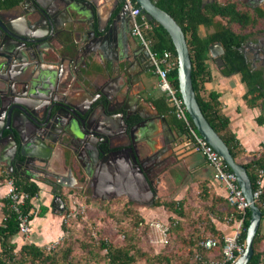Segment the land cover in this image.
I'll return each mask as SVG.
<instances>
[{
	"label": "water",
	"instance_id": "95a60500",
	"mask_svg": "<svg viewBox=\"0 0 264 264\" xmlns=\"http://www.w3.org/2000/svg\"><path fill=\"white\" fill-rule=\"evenodd\" d=\"M135 1L147 21H156L168 33L176 51L178 90L186 112L197 133L214 148L234 173L248 203L250 218L246 228L244 249L241 255L230 263L246 264L253 253L252 240L261 219L260 210L252 196L248 175L245 168L233 160L227 146L199 109L191 82L189 53L181 28L168 13L156 6L157 0ZM122 2L123 0H21L17 5V8L21 9L17 19L24 18L26 23L24 28L18 27L14 19L0 16V159L5 161L11 172L15 168L19 176L37 181L36 184L49 186L50 207L54 212L56 208L59 209V213L64 211L61 191L66 185L61 182L63 174L59 166L52 168L48 165L47 149H51L52 152L54 146L58 145L61 150L62 148L63 151L66 150L65 155H68L66 159L73 156L77 160L81 154L87 161L94 163L95 170L98 169L100 173L113 163L119 167L120 176L126 171L122 168L125 166L128 173L135 174L133 181H138L139 178L144 188L151 193L149 174L152 168H147L146 162L155 164L158 157L149 155L142 157L144 149L141 143L147 144V135L156 129L157 121L162 123L166 145H171L174 141L168 140L169 136L174 138L165 118L159 112L144 115L136 109L137 100L129 104L132 84L127 79L132 63L129 57L122 55L125 57L124 67L119 65L118 59H123L118 55L120 51L118 44H115L119 40L115 36V29L107 24L109 20L107 15L112 9L104 4L109 8L105 15H102L100 9L103 3ZM124 6L123 3L122 7ZM84 9L85 18L80 21L83 28L78 31L79 38L84 41L74 42V58L82 54L89 63L93 59L101 60V57L114 54L116 57L112 70L118 74V78L126 77L127 87L122 90L123 87L120 85L114 89L115 92L110 88V92L104 95L105 100L102 103L92 106L96 98L89 102L86 108L78 109L69 103V96L65 90L59 89V83L54 88L56 93L47 92L40 96L42 87L35 86L38 80L35 74L41 73L42 65L47 63L45 51L54 55L56 60L52 62L54 65L60 67L63 65L64 59L60 56V50L52 42L63 32L65 24L61 18L67 15L71 23H76L78 16L84 15ZM103 17L106 19L105 22ZM93 19L96 20L95 30ZM128 20L131 19L128 17ZM111 22L114 26L115 20ZM57 23L59 26L61 24L59 28ZM139 51L144 52L143 59L137 57V51H134L133 60L144 71L150 70L152 64L144 67L145 60L149 59L148 55L143 47ZM222 52L220 43L209 46V56L214 59L217 68L222 65L220 58ZM30 67L34 69L30 70ZM19 70L18 74L16 71ZM22 71L29 73L23 77ZM45 90L47 89L43 88L42 92ZM101 122L105 123L109 132L99 129L103 126ZM140 130L142 132L139 137L137 133ZM53 136L56 139H53Z\"/></svg>",
	"mask_w": 264,
	"mask_h": 264
},
{
	"label": "crops",
	"instance_id": "0c3cea01",
	"mask_svg": "<svg viewBox=\"0 0 264 264\" xmlns=\"http://www.w3.org/2000/svg\"><path fill=\"white\" fill-rule=\"evenodd\" d=\"M122 3H103L100 6L102 15H105L104 13H107L109 10L104 4L109 5L110 10L112 9V13L109 11L107 15V18L109 16L107 24L115 29V36L119 40L115 44H118V48L121 49L118 53L119 56H122L123 52L124 55L125 53H128L127 50L133 53L134 51L141 50L143 47L138 38L131 35L132 23L130 27L128 17L124 18V15L121 13ZM18 4L15 6H9L5 4L4 0H0V16L14 19V22L18 27L24 28L26 27L24 18L17 19V16L21 12V9L19 7L17 8ZM131 4L139 7L136 1ZM85 13L86 10L84 9V15L78 16V21L76 23H71V19L67 15L61 18L62 23L65 24L62 30L63 32L56 36L52 43L60 50V56L64 59L63 65L61 67L59 65H54L52 63L53 61H56L54 55L49 51H45L44 56L47 63L42 65L44 68L42 67L41 73L35 74L38 78L35 86L39 85L42 87L40 90L41 96L47 92H54L55 86L59 83V89L61 88L62 91L65 90L67 95H69V100L71 102L80 103L81 106L86 108L89 105V102L96 99V92L99 90L97 89L98 87H103L106 93H108L110 92V88L114 91L118 84L122 85V90H124L127 87V81L124 79L118 80V82L113 80V78L118 75L112 70L113 63L115 62L114 57H116L114 54L109 57H101V60L93 59L89 63L86 62L87 59L85 60V56L82 54L74 58V42L84 41L79 38L80 34H78V31H81L83 28V24L80 21L85 18ZM141 15L144 16V14L141 13L139 14V17H141ZM113 19L115 20L114 26L111 22ZM95 21L96 20L93 19L92 22L94 30ZM103 21H106L104 17ZM60 26L58 25L57 27L59 28ZM256 29H258L259 34L256 44L262 43L264 37L261 32L264 31V25L258 22ZM200 31L201 34H205L204 29L200 28ZM124 58L125 57H123V59H118L121 67H124ZM206 64L210 71V80L203 83L201 94H216L222 114L228 117V129L234 133L239 149L243 151L238 158L241 159L243 157L242 155L247 156L250 153L255 155L258 154V152L263 149L262 145H264V122L258 123L259 117L264 120V113L262 111L264 108V100L258 105H250L245 99L247 91L246 85L241 81L239 74H232L229 76L222 75L219 68L216 67L213 58L210 56ZM259 67H261V63L257 60L256 69ZM33 69L34 67H30V70ZM16 72L18 73L20 70ZM26 73L29 72H21L23 77H25ZM128 81L132 84L129 104L131 105L137 100L138 103L136 109L140 110L144 115L158 112L151 102L152 96L156 97L161 93L157 88L158 77L155 74L152 65L150 70L144 71L143 68L136 63L132 73L128 75ZM68 84L70 85L66 86ZM43 88L47 90L42 92ZM99 99L103 100L104 98L101 96ZM43 100H41V102H43ZM100 100L97 99L92 106L100 104ZM80 109L83 108L80 107ZM163 117L165 118L174 138L172 139L171 136H169L168 140H174L173 143H171V145H166L162 134L161 121H157L156 129L147 135L146 139L148 145L146 143H141V147L144 149L142 157L145 158L147 155L158 157V161L155 160V164H149L146 162V167L149 169L152 168V171H150L149 174L151 177L149 184L151 188V193L149 192L150 195L139 178L138 181H133L135 174L133 172L128 173L127 167H122L126 171H123V175L121 174L119 176V167L111 163L110 166L106 167L105 171H102V175H106L107 179L93 182L96 183L98 191V197H91L90 201L93 202V204H95L99 198L102 199L100 200L102 202H128L132 208L137 210L139 215L145 217V215L150 216V214L153 213L152 206H154L155 201H158L160 198L163 200L162 198L165 197L162 196L166 195L165 192H167L168 189V192L171 193L173 200L176 202H181V200L190 198L191 194L194 199L199 196L201 199H205L211 203L216 198L226 201L225 197L227 191L225 187L221 183L212 179L211 168L208 166L203 156L194 150L189 136L179 134L172 124L170 125L168 119L165 116ZM97 122H99V119ZM100 124L103 125L99 128L101 131L109 132L105 123L101 122ZM141 132L142 130H140L137 135L139 136ZM52 138L56 139L55 136ZM63 152L66 153V150L63 151V148L61 150L58 145L54 146L52 152L51 149H47L46 156L49 157L48 165L52 168H58L59 166L60 172L64 177V184L66 185V187L63 188L66 191L65 193L68 194L70 193L68 192L69 190H74L73 193L80 199L77 193L82 194L79 190L82 187L90 185L91 179L87 177L88 175L84 173L82 168H77V164H75L77 161L73 156L66 159L68 155H64ZM162 153H164L163 156H161ZM79 159L85 165L87 160L85 158L83 159L82 156ZM125 160L126 159L124 158V163H126ZM0 167L7 170V166L3 162H0ZM168 168H172L173 170L169 171ZM7 172L10 171L7 170ZM21 179L27 180L25 178ZM28 181L32 182L34 180ZM37 185L39 191L34 198L33 207H35V211L41 206L47 207L48 211L42 217H33L30 221V234L26 237V240L40 246L59 237L60 234L62 235V232L59 217L51 213L50 187L42 183ZM5 192V182L0 181V199L5 197ZM82 195L85 197L88 196L86 194ZM66 198H68V196H66ZM147 199H150V202H147ZM0 205L2 204L0 203ZM212 211L218 212L213 213ZM208 213L211 219V224L220 233L223 239L229 237L233 233V226L225 224L220 220L224 216L225 208H219L212 204L210 205V209H208ZM22 239L23 238L18 235L15 238V241L21 242Z\"/></svg>",
	"mask_w": 264,
	"mask_h": 264
},
{
	"label": "trees",
	"instance_id": "16d2710c",
	"mask_svg": "<svg viewBox=\"0 0 264 264\" xmlns=\"http://www.w3.org/2000/svg\"><path fill=\"white\" fill-rule=\"evenodd\" d=\"M4 2L9 6H15L20 0H4ZM132 2L135 3V0H132ZM156 6L168 13L181 28L189 53L191 82L199 109L209 125L223 140L233 160L245 168L250 180L251 189L255 191L257 189V185H255L256 171L258 169L264 171V145H262L263 149L258 154L250 153L247 156L242 155L243 157L241 159L238 158L243 151L239 149L234 133L228 129V117L222 114L216 94L208 93L207 95H202L201 91L203 83L210 80V71L206 64L209 59V46L220 43L223 50L220 55L223 63L219 67L220 73L224 76L232 74L240 75L241 81L247 88L245 99L250 105H258L264 100V71L262 68H252L247 54L242 50V46L249 36L242 34V28L249 25L254 26L255 22L257 25L259 21L256 19V15L240 9L235 3L203 4L202 0H157ZM257 15L261 16L258 13ZM148 23L150 27L142 30V32L144 37L150 42V50L155 53L156 57L162 56L165 52L170 53L171 57L176 61V51L166 30L154 20L148 21ZM200 28L205 30L204 35L201 34ZM175 64L176 66L168 72L167 78L176 90V96L181 98L178 90L177 62ZM151 102L159 114L165 116L170 125L172 124L179 134L188 135L189 131L187 126L182 120L175 117L174 109L163 93H160L156 97L152 96ZM262 111L264 113V108ZM186 116L189 124L193 126L187 113ZM261 122H264V120L259 117L258 123ZM8 177L12 178L15 186L26 193L28 197L35 198L37 196L39 187L35 182L22 180V177H19L15 170L13 172H7L6 169L0 167V181L5 182ZM260 190L261 193L255 199V205L260 210L261 219L252 240L253 253L246 264L263 263L264 251H259L258 245L264 241V232L261 231L264 220V183ZM84 198V202L88 203L87 198L85 196ZM62 200L66 208L63 197ZM33 201L26 200L21 207V212L27 214L29 222L34 216L42 217L48 211V208L43 206L35 211ZM0 203L2 204L0 207L2 212L0 221V264H69L71 261L70 255L73 250L70 240L65 241L63 239L55 249L49 251L44 247L47 243L40 246L33 242L23 243L22 240L18 243V241H15V238L19 235L17 214L10 210L8 206L9 200L6 196L0 199ZM103 203L110 202H100V206ZM176 204L178 208H174L175 203L171 201L166 203L156 201L154 203L155 206H164L166 209L173 210L179 214L181 202H177ZM211 204L219 208L229 209L235 213L237 219H241L237 243L238 245H242L245 240L250 210L246 208L243 213L236 214L237 210L233 206L229 205L227 201L218 198L213 200ZM122 209L124 215H130L129 213L132 211L130 203L128 202L122 203ZM212 212L217 213L218 211ZM135 215L137 222L138 220H144L143 217L137 214ZM231 222H234L233 218ZM178 223V221L168 223L169 235L174 228L178 227ZM60 226L61 232L64 235L66 229L62 225L61 219ZM208 231L211 235L218 237L216 245L209 250L200 245V241H203L205 237L195 243H193V240H189L188 247H190L189 251L191 256L195 257V264H208L210 257L206 253L215 251L216 249L220 251L224 244L223 237L211 223L209 224ZM59 237L62 238L63 236L60 234ZM127 239L129 240V238ZM97 248L99 250H105V264H135L138 259H143L146 264H171L170 258L166 255H149L147 252L140 251L133 243L127 242L122 246H112L106 241L100 240L98 241ZM234 255H237V251H234ZM221 256L223 258L222 252H220V258L218 260H221ZM230 263L231 260L223 262V264Z\"/></svg>",
	"mask_w": 264,
	"mask_h": 264
},
{
	"label": "rangeland",
	"instance_id": "374dc122",
	"mask_svg": "<svg viewBox=\"0 0 264 264\" xmlns=\"http://www.w3.org/2000/svg\"><path fill=\"white\" fill-rule=\"evenodd\" d=\"M168 170L170 171L173 169L168 168ZM168 191L165 192V196H162L165 198H162L163 200L160 198L157 202L162 201V203H166L171 201L175 203L174 208H178L177 202L173 200L171 193ZM77 194L80 197L79 200L83 203L85 201L84 196L79 193ZM190 196L191 197L188 199L181 200L179 214L173 210L166 209L164 206L154 205L152 206L153 213L150 214V216L145 215V217L139 215L137 210L132 208V206H130L132 208V211L129 213L130 215H124L122 211V203L124 202L112 201L110 203H103L99 206L102 201L97 200L96 203L93 204V202L90 201L91 198L87 196L88 203H83L84 211L75 219H71L67 225H64L66 230L63 237L59 239V244L63 239H65V241H71L73 250L70 255L71 261L69 264H105V250H99L97 248L98 241L100 240H104L112 246H122L127 242L133 243L140 251L147 252L149 255H166L170 258L171 264H195V257H192L189 251V240H193V243H195L204 237H213L215 240H218V237L211 235L208 231L209 224L211 223L208 209H210V205H212L211 202L201 199L199 196L195 197V199L192 197V194ZM66 204L68 206L67 200ZM59 212L58 208L55 209V212L51 210V213L59 217L60 221L63 211L62 213ZM238 213L239 211H236V214ZM135 214L143 217L144 220H159L165 223L167 222V224L178 221V227L170 232L169 243L164 247H160L152 242L154 236L151 233L146 229L138 228V223L141 220L137 222ZM1 217L2 212L0 208V219ZM232 218L234 222H231ZM135 222L136 224H134ZM221 222L232 225L233 230H235L238 219L235 217V213L229 209H225ZM261 231L264 232V220ZM22 238L23 243L28 242L26 238ZM127 238H129V240ZM17 246L19 245L17 244ZM258 250L264 251V241L258 245ZM220 252L221 250L219 251L216 249L215 251L206 253V255L210 257L208 264H223L224 258H222V256L221 260H218L220 258ZM242 252L243 251L239 250V253ZM135 264L146 263L143 259H138ZM262 264H264V256Z\"/></svg>",
	"mask_w": 264,
	"mask_h": 264
},
{
	"label": "built area",
	"instance_id": "2783aa9c",
	"mask_svg": "<svg viewBox=\"0 0 264 264\" xmlns=\"http://www.w3.org/2000/svg\"><path fill=\"white\" fill-rule=\"evenodd\" d=\"M132 0H123V3L128 7V14L131 19V35L137 37L140 44L143 46L144 50L147 52L149 59L151 60L152 68L158 77L157 88L161 93H163L171 106L174 109V115L177 119L182 120L188 128V135L194 150L201 154L208 166L212 170V179L221 183L226 189V201L229 205L233 206L239 213H243L246 208H248V203L243 195L234 173L229 169L228 165L222 159V157L214 150V148L203 139L188 122L186 116V109L181 98L176 96V90L172 87L169 82L167 75L170 69L176 66V61L171 57L170 53H163L162 56L156 57L155 53L150 50V42L143 35L142 30H146L150 27L149 23L146 21L145 17L141 14L139 7L133 6ZM264 183V171L258 169L256 171L255 185L257 189L252 191L253 199L255 200L261 193L260 188ZM6 192L5 196L9 200V208L18 218V233L20 236L26 238L30 233V222L27 219V214L21 212V207L26 200L30 202L34 198L28 197V195L15 186L12 178L8 177L5 181ZM68 206L64 207L63 214L61 215L62 225H67L71 219H75L80 213L84 211V205L79 200V198L73 194L67 195ZM66 203V201H65ZM34 204V201H33ZM241 227V219H238L236 229L229 237L224 238V244L222 246L221 252L223 254L224 261L231 262L243 251L244 243L238 245L237 237L239 234V229ZM138 228L146 229L149 233L154 236L152 241L154 244L164 247L169 243V231L168 224L159 220H143L138 223ZM63 236V234L61 235ZM59 239L57 237L52 242L46 244L44 247L47 251L53 250L59 244ZM200 245L205 249L209 250L216 245V240L213 237H208L200 242ZM234 251H237V255H234Z\"/></svg>",
	"mask_w": 264,
	"mask_h": 264
},
{
	"label": "flooded vegetation",
	"instance_id": "af4514ba",
	"mask_svg": "<svg viewBox=\"0 0 264 264\" xmlns=\"http://www.w3.org/2000/svg\"><path fill=\"white\" fill-rule=\"evenodd\" d=\"M202 3L203 4H210V3H219V4L235 3L240 9H242L244 11H247V12H249L251 14H255L256 15V19L259 21V23L264 25V0H202ZM121 13L124 15V18L125 17H129L128 7L126 5L124 7H121ZM257 13L260 14L261 16L257 15ZM128 21H129L128 23L130 24V27H131V20H128ZM242 30H243L242 34L249 35L247 41L242 46V50L248 55L249 61L251 63L252 68L256 69V61L259 60L260 63H261V67H259V68H262L263 71H264V38H263V42L262 43L256 44V40H258L257 38H259L258 37V35H259L258 34V29H256V22H255L254 26H250L249 25V26H247L245 28H242ZM261 33H262V35L264 37V31H262ZM127 52L128 53H125V56L129 57V59L131 60V63H132L131 68H129V70H128V75H129V74L132 73L134 65H136V61L133 60L134 55L131 52H129L128 50H127ZM146 54H147V52H146ZM123 55H124V52H123ZM136 55H137V57L143 59L144 52L142 53V51H137ZM148 58H149V56H148ZM145 61L146 62L144 63V66H148V64H151V60L150 59H148V61L147 60H145ZM213 61H214V59H213ZM222 65H223V63H222ZM121 79L126 80V77L125 76H121ZM121 79L118 78V75H117V77L113 78V80L114 81L117 80V82H118V80H121ZM118 86H120V85L117 84V87ZM97 89H99V90L96 92V98L98 100H100L99 98H101V96H103L104 99L100 100V102L102 103L105 100V96L104 95L106 94V91H105V89L103 87L102 88L98 87ZM53 93H56L55 89H54ZM68 100H69V98H68ZM69 103L72 104L74 107H76L78 109H80V107L83 108V106H81L80 103H73L71 101ZM78 154H79V152H78ZM61 155H62V153H61ZM64 155H65V152H64ZM81 156L82 155L79 154L78 159L76 160L77 163H75V164H77L76 165L77 168H82L84 173L90 177V179H91L90 183L91 184L86 186V187H82L79 191L82 192V194L88 195L90 198L91 197H94V198L98 197V195H97L98 194L97 185H96V183H93V182L94 181L98 182V180L107 179V177H106V175H102L101 174L102 172L100 173L98 171V169L95 170V164L90 162L89 160L86 161V163L84 165L82 163V161L79 159ZM82 158L84 159V156H82ZM0 162H3L5 164V161L2 160V159H0ZM6 168H7V170L10 171V169L8 167H6ZM13 170H15V168H13ZM13 170H12V172H13ZM99 175H100V177H99ZM61 182L64 183V177L62 178ZM73 191L74 190H69L68 192H70V193L66 194L65 193L66 191L62 188L61 197L64 198V201L66 200L65 198H66L67 195H69V194L75 195L73 193ZM75 196H77V195H75ZM98 200H102V199L99 198ZM147 202H150V199H147Z\"/></svg>",
	"mask_w": 264,
	"mask_h": 264
},
{
	"label": "clouds",
	"instance_id": "9594fccd",
	"mask_svg": "<svg viewBox=\"0 0 264 264\" xmlns=\"http://www.w3.org/2000/svg\"><path fill=\"white\" fill-rule=\"evenodd\" d=\"M187 113V112H186ZM195 128V127H194ZM196 130V129H195Z\"/></svg>",
	"mask_w": 264,
	"mask_h": 264
},
{
	"label": "bare ground",
	"instance_id": "6f19581e",
	"mask_svg": "<svg viewBox=\"0 0 264 264\" xmlns=\"http://www.w3.org/2000/svg\"><path fill=\"white\" fill-rule=\"evenodd\" d=\"M241 255V254H240Z\"/></svg>",
	"mask_w": 264,
	"mask_h": 264
}]
</instances>
